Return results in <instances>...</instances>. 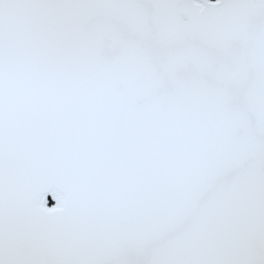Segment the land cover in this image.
<instances>
[{
    "label": "snow or ice",
    "instance_id": "6c2138e0",
    "mask_svg": "<svg viewBox=\"0 0 264 264\" xmlns=\"http://www.w3.org/2000/svg\"><path fill=\"white\" fill-rule=\"evenodd\" d=\"M0 264H264V0H0Z\"/></svg>",
    "mask_w": 264,
    "mask_h": 264
}]
</instances>
